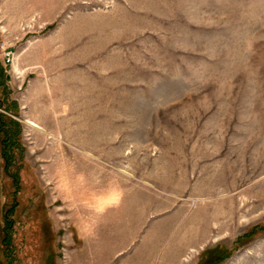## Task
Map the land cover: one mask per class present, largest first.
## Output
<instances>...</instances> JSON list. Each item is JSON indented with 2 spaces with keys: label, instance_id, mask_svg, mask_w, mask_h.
Wrapping results in <instances>:
<instances>
[{
  "label": "rangeland",
  "instance_id": "1",
  "mask_svg": "<svg viewBox=\"0 0 264 264\" xmlns=\"http://www.w3.org/2000/svg\"><path fill=\"white\" fill-rule=\"evenodd\" d=\"M0 119V264H264V0H0Z\"/></svg>",
  "mask_w": 264,
  "mask_h": 264
},
{
  "label": "bare ground",
  "instance_id": "2",
  "mask_svg": "<svg viewBox=\"0 0 264 264\" xmlns=\"http://www.w3.org/2000/svg\"><path fill=\"white\" fill-rule=\"evenodd\" d=\"M227 179L229 180L228 183H226ZM227 179H225V180H224V178L218 179L220 181V183L218 181V182H216V184L213 183V185L211 182H207L206 183L207 188L202 190V191H199V192L201 194H205V195L206 194L212 195V194H215L217 192H220L221 189L225 190L228 187L231 188L233 186V184H236L242 178L236 177L234 175L231 177L230 175H228ZM232 198L234 200H232ZM235 198L234 197H228L227 198L228 201L225 204L219 203L218 208H219L220 212H218L217 214H215L214 217H212L213 220L218 221V223L223 224V225H221L222 226L221 228L226 227V226L231 227V225H234L235 223H237V219L240 216L239 215L240 211H243L245 213L247 211L249 204H252V207H249V211L253 210V209L256 210V209H258V207H261L264 204V193H260V192L254 193L252 197L249 196L250 202L244 201L243 205L241 202H239L238 198L237 199H235ZM233 203H235V204H233ZM223 218H224V221H222ZM197 228H196V230H197Z\"/></svg>",
  "mask_w": 264,
  "mask_h": 264
},
{
  "label": "trees",
  "instance_id": "3",
  "mask_svg": "<svg viewBox=\"0 0 264 264\" xmlns=\"http://www.w3.org/2000/svg\"><path fill=\"white\" fill-rule=\"evenodd\" d=\"M3 119H0V134L2 135V138L0 140V145H1V153L0 157L4 160V167L5 170L9 172L10 166L14 164V156L11 153L12 145L15 144L14 142L16 139L17 132L19 131V124L11 122L10 124L6 125V123H3ZM6 126V127H5ZM5 130H4V129ZM4 135V136H3ZM14 179V184H17L18 188V178L15 177L16 174L10 175ZM6 218V215L4 217V214L2 213V220ZM6 227H3L1 229V237H2V248L4 246V253H5V258L6 262L3 264H12L11 262V254L10 250H8L9 242H8V234L6 233ZM3 240L5 243H3Z\"/></svg>",
  "mask_w": 264,
  "mask_h": 264
},
{
  "label": "built area",
  "instance_id": "4",
  "mask_svg": "<svg viewBox=\"0 0 264 264\" xmlns=\"http://www.w3.org/2000/svg\"><path fill=\"white\" fill-rule=\"evenodd\" d=\"M9 54H10L9 52H8V53H7V52H6V53H4V55H5V56H7V57L9 56Z\"/></svg>",
  "mask_w": 264,
  "mask_h": 264
}]
</instances>
